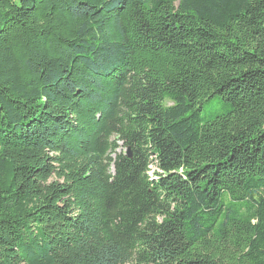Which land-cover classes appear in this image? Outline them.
I'll list each match as a JSON object with an SVG mask.
<instances>
[{"label": "trees", "instance_id": "trees-1", "mask_svg": "<svg viewBox=\"0 0 264 264\" xmlns=\"http://www.w3.org/2000/svg\"><path fill=\"white\" fill-rule=\"evenodd\" d=\"M0 264H264V0H0Z\"/></svg>", "mask_w": 264, "mask_h": 264}, {"label": "water", "instance_id": "water-1", "mask_svg": "<svg viewBox=\"0 0 264 264\" xmlns=\"http://www.w3.org/2000/svg\"><path fill=\"white\" fill-rule=\"evenodd\" d=\"M128 153H129V151H128ZM129 156H130V153H129Z\"/></svg>", "mask_w": 264, "mask_h": 264}, {"label": "rangeland", "instance_id": "rangeland-1", "mask_svg": "<svg viewBox=\"0 0 264 264\" xmlns=\"http://www.w3.org/2000/svg\"><path fill=\"white\" fill-rule=\"evenodd\" d=\"M122 150H124V149L122 148Z\"/></svg>", "mask_w": 264, "mask_h": 264}]
</instances>
